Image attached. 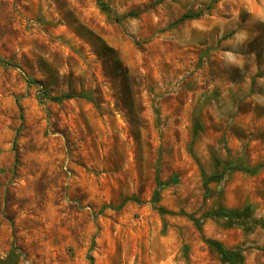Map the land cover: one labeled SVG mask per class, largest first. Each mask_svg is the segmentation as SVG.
I'll list each match as a JSON object with an SVG mask.
<instances>
[{"label":"rangeland","instance_id":"obj_1","mask_svg":"<svg viewBox=\"0 0 264 264\" xmlns=\"http://www.w3.org/2000/svg\"><path fill=\"white\" fill-rule=\"evenodd\" d=\"M101 1L0 0V264H264V224L158 210L264 221V169L203 185L264 164V0Z\"/></svg>","mask_w":264,"mask_h":264},{"label":"trees","instance_id":"obj_2","mask_svg":"<svg viewBox=\"0 0 264 264\" xmlns=\"http://www.w3.org/2000/svg\"><path fill=\"white\" fill-rule=\"evenodd\" d=\"M99 5L101 8L104 10L108 9L107 4L103 3L101 0H98ZM133 17H136L137 14H131ZM201 13L193 14V13H188L182 16L177 22L176 25L179 23H182L186 20H191V19H197L201 16ZM0 63L4 65H11L7 61L3 60L0 58ZM43 97L46 100L56 102V103H62L65 100H70L74 99L76 97H82L86 98L89 101H93L92 98L88 94H81V95H75V94H67V95H62V96H50V94L46 90H42ZM221 161L217 160V166L220 165ZM264 169V164H261L257 167L251 168L248 166H244L241 164H234V163H226L225 166L222 168L221 171L218 169L212 173L211 175H206L203 172V185L206 191V196L208 197L210 195V189L209 186L212 183H220L223 181V179L231 175L232 173L235 172H242L251 176H256L258 175L261 170ZM163 188V184L159 182V187L157 190L154 192L153 196V202L156 204L159 201V193L161 189ZM130 200H135V198H130ZM121 207V206H120ZM159 212L163 215L165 214H171V215H186L191 221L194 222L195 226L197 227L199 232H202V226L204 223V219L206 218H218V219H224L227 221L229 224H238L244 228H247L248 225H263L264 221H259L257 222L256 220H253V208L252 207H246L244 209H225V208H219L218 210L212 211L203 217L197 219L194 215L190 214H183V213H175V212H169L165 210L164 208H158ZM247 220L249 222H247ZM252 226L248 227L247 229H251ZM204 242L209 246L210 249L213 251H216L220 257V260L224 264H243L245 261V257L242 255V252L240 250L236 249H226L219 241L214 240V239H209V238H204ZM8 264H16L17 263V255L15 254L14 251H11L9 253V256L7 260L5 261ZM4 262V263H5Z\"/></svg>","mask_w":264,"mask_h":264}]
</instances>
